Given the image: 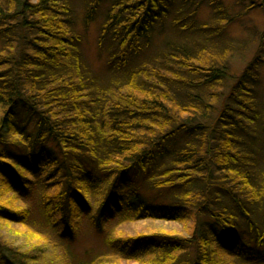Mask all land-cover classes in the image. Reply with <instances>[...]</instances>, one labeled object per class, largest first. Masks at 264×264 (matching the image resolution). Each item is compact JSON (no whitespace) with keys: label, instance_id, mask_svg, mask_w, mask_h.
I'll return each instance as SVG.
<instances>
[{"label":"trees","instance_id":"obj_1","mask_svg":"<svg viewBox=\"0 0 264 264\" xmlns=\"http://www.w3.org/2000/svg\"><path fill=\"white\" fill-rule=\"evenodd\" d=\"M236 5L244 12L223 0H84V28L103 14L104 83L70 0H0V220L32 247L0 239V264H42L53 240L68 264H108L74 249L89 235L157 264H223L210 238L232 260L244 240L264 264L263 118L249 81L224 91L229 51L214 43L264 0ZM167 22L180 38L157 44ZM141 216L191 223V236L119 230Z\"/></svg>","mask_w":264,"mask_h":264},{"label":"rangeland","instance_id":"obj_2","mask_svg":"<svg viewBox=\"0 0 264 264\" xmlns=\"http://www.w3.org/2000/svg\"><path fill=\"white\" fill-rule=\"evenodd\" d=\"M35 1V0H29ZM76 10L78 20L81 24V30L85 34V41L83 42L82 51L84 57L89 64L93 72L103 79L104 83H109L111 80V73H109L108 66V48L107 44L101 46L99 43L100 25L103 21V14H97L94 21L84 28L83 18L85 13L84 0H70ZM226 5H229V12L232 15L238 14L239 12H244L241 5H236L237 0H223ZM211 9L208 5L204 4L200 10L198 21L199 23H209L211 22ZM155 42L157 44H162L165 39L176 40L179 37V33L172 30L170 25L165 23L161 28V32L156 34ZM177 37V38H176ZM224 40L214 39V43L220 42L219 47L229 51L228 56V75L225 81L224 91H229L230 86H232L237 79L243 78L249 83L253 84L257 92V103L259 113L263 118V128L264 131V7H256L250 10L245 16L238 18L226 29ZM261 50L263 60L256 64V68L253 66V62ZM247 69H249L247 71ZM251 74L254 76L252 77ZM219 108V107H218ZM215 113L213 114V116ZM264 134V132H263ZM262 140H260V152L262 156L264 155V136L261 134ZM118 227L124 233L130 235L137 234H151L153 232H160L164 230H172L177 232V234L191 236L190 230L193 225L186 224L175 221L168 220L162 217H146L141 216L139 218L134 217L128 221H121ZM117 228V229H118ZM0 239L9 246L15 247L18 251H25L26 249H31V242L27 239L25 231L20 225L13 223H7L0 220ZM209 254L216 260H220L223 264H260L256 262V254L249 250V246L246 245V241L239 240L238 248H235V253H237L238 258L232 260L229 255L221 252L217 246L213 243L212 238H210ZM63 246L53 240L52 245L49 246L48 251H43L41 256L42 264H68L66 260L62 258L60 254ZM79 252H84L86 249L93 255L100 256L105 254V257L110 259L108 264H157V259L154 257H149L141 252H136V254L127 257L117 250H113L108 247L99 235H89L81 239L80 244L75 246ZM201 254V258H202ZM226 261H222V260Z\"/></svg>","mask_w":264,"mask_h":264}]
</instances>
